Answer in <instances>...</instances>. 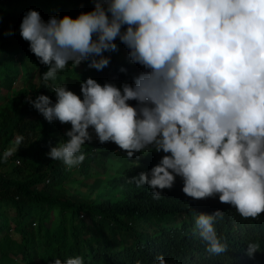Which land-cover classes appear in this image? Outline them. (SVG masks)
Instances as JSON below:
<instances>
[{
    "label": "clouds",
    "instance_id": "clouds-1",
    "mask_svg": "<svg viewBox=\"0 0 264 264\" xmlns=\"http://www.w3.org/2000/svg\"><path fill=\"white\" fill-rule=\"evenodd\" d=\"M19 33L47 67L45 87L70 63L103 70L110 63L104 53L118 51L117 39L144 69L120 86L88 78L82 96L61 84L52 88L55 103L46 95L29 98L49 123L71 125L68 139L50 147L52 160L80 165L94 133L129 158L146 149L164 153L128 180L148 185L154 199L180 177L194 200L218 196L245 219L264 213V0H95L93 10L75 18L45 21L28 10ZM21 143L17 138L3 159ZM217 219L220 210L201 213L196 225L207 251L219 255L227 244L217 235ZM257 250L248 244L249 256ZM53 264L84 261L75 256ZM158 264H167L164 256Z\"/></svg>",
    "mask_w": 264,
    "mask_h": 264
},
{
    "label": "trees",
    "instance_id": "trees-1",
    "mask_svg": "<svg viewBox=\"0 0 264 264\" xmlns=\"http://www.w3.org/2000/svg\"><path fill=\"white\" fill-rule=\"evenodd\" d=\"M94 7L95 0H0V92L9 93L0 104V264H53L56 258L75 256L84 264H158L161 255L167 264H264V213L245 219L218 196L194 200L183 193L180 177L172 189L162 190L160 199L153 198L148 185L128 182L157 165L163 152L146 149L129 158L114 143L86 142L85 160L76 170L48 156L50 147L68 139L71 125L49 123L29 98L46 95L55 103L51 86L66 84L82 96L80 86L88 78L120 86L144 71L129 61L127 52L119 58L105 52L110 63L103 70L89 68L88 61L75 67L70 63L45 87L47 67L19 33L24 14L37 10L47 21L52 16L75 18ZM116 43L128 50L118 39ZM17 138L21 145L5 161L4 152ZM93 174L104 176L94 181L102 192L94 197H80L66 187ZM216 210L223 219L214 227L227 244L219 255L207 251L196 225L201 213ZM249 243L258 245L252 256L247 254Z\"/></svg>",
    "mask_w": 264,
    "mask_h": 264
},
{
    "label": "rangeland",
    "instance_id": "rangeland-1",
    "mask_svg": "<svg viewBox=\"0 0 264 264\" xmlns=\"http://www.w3.org/2000/svg\"><path fill=\"white\" fill-rule=\"evenodd\" d=\"M128 53V50H124V49H118V51L112 52V54L119 58L122 56V53ZM18 68L20 70L23 71V64L22 62L20 63V65H18ZM33 80L36 81V77H33ZM14 88H17V83L13 85ZM4 98H9V93L5 92V91H1L0 92V104L3 103ZM65 132V128H62L60 130V134H63ZM15 145V140L9 145V149H11L13 146ZM145 151L142 152V154H144ZM104 176L103 175H95L93 174L92 176H90L88 179H84V180H79L76 181L75 183H68L66 185V187H69L70 189H72V191H74L76 194H78L80 197H94L96 195V193H102L101 191H98L101 188H97L94 184V181L97 180H101Z\"/></svg>",
    "mask_w": 264,
    "mask_h": 264
},
{
    "label": "built area",
    "instance_id": "built-area-1",
    "mask_svg": "<svg viewBox=\"0 0 264 264\" xmlns=\"http://www.w3.org/2000/svg\"><path fill=\"white\" fill-rule=\"evenodd\" d=\"M14 59H16V56H14ZM52 88H54L53 86H51V90H52ZM53 91V90H52ZM91 131V130H90ZM93 137H94V139H93V141L92 142H96L97 141V139L95 138V134L93 133ZM119 148H118V146H116V150H118ZM14 163L15 164H17L18 162H17V160L16 161H14ZM78 167H79V165L78 166H75V167H72V168H68L67 166H66V169H70V170H76V169H78Z\"/></svg>",
    "mask_w": 264,
    "mask_h": 264
}]
</instances>
